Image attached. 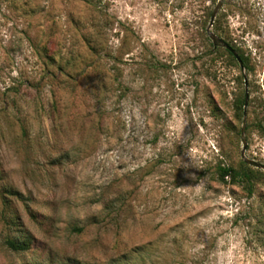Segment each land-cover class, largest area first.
<instances>
[{
  "label": "rangeland",
  "instance_id": "374dc122",
  "mask_svg": "<svg viewBox=\"0 0 264 264\" xmlns=\"http://www.w3.org/2000/svg\"><path fill=\"white\" fill-rule=\"evenodd\" d=\"M217 2L0 0V264H264V0L210 27L243 68Z\"/></svg>",
  "mask_w": 264,
  "mask_h": 264
},
{
  "label": "trees",
  "instance_id": "16d2710c",
  "mask_svg": "<svg viewBox=\"0 0 264 264\" xmlns=\"http://www.w3.org/2000/svg\"><path fill=\"white\" fill-rule=\"evenodd\" d=\"M219 47L220 46L213 48L211 52H215ZM223 50L227 53L230 59L232 60L236 59L230 50L226 48H223ZM240 58L242 59V56H240ZM243 104H244V96L236 97V99L234 100V108L239 116L243 108ZM215 175H216V179L219 182H228V181L242 182L248 186L252 185V182L255 178L253 171L243 162L241 163V167L238 169L230 165H218L215 169ZM7 244L9 245V247L15 250H21L26 248V245L24 243L12 241V240H8Z\"/></svg>",
  "mask_w": 264,
  "mask_h": 264
},
{
  "label": "water",
  "instance_id": "95a60500",
  "mask_svg": "<svg viewBox=\"0 0 264 264\" xmlns=\"http://www.w3.org/2000/svg\"><path fill=\"white\" fill-rule=\"evenodd\" d=\"M222 2H223V0H218L216 6L214 7V9H213V11H212V13L210 15V21H209V24H208L207 32H208V35H209L210 39L212 40L213 48H215L217 46H221V47H224V48L230 50L231 53L236 58V60L238 61L240 67L243 68L242 60H241L240 56L238 55V53L235 51V49H233L227 43V41H225L223 38L217 36L215 33L210 31V27L212 26V24L214 22V18H215V15H216L218 9L222 6ZM246 83L247 82H246V78H245V86H246ZM248 98H249L248 92H247V90H245L244 104H243V122H242L241 131H240L241 139H242L241 159L245 163H247L248 165H251V166H253L255 168L264 170V163L259 162V161L255 160V159H252V158H248L245 155V150L247 148V143H246V140H245V137H244V130H245V122H246L245 119H246V114H247Z\"/></svg>",
  "mask_w": 264,
  "mask_h": 264
}]
</instances>
